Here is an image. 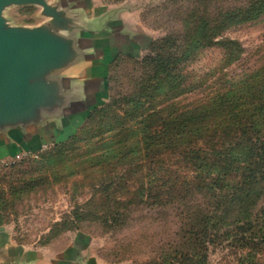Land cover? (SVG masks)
Here are the masks:
<instances>
[{"label": "rangeland", "instance_id": "1", "mask_svg": "<svg viewBox=\"0 0 264 264\" xmlns=\"http://www.w3.org/2000/svg\"><path fill=\"white\" fill-rule=\"evenodd\" d=\"M102 1L116 12L125 42L111 64L107 99L80 121L66 143L37 160L0 169V238L6 236L0 264H10L8 251L15 247L30 249L38 264H59L62 255L74 250L81 264H159L175 245L189 249L183 229L192 209L183 215L141 197V190L146 193L163 174L166 156L160 145L153 178L144 142L130 146L145 135V125L138 123L143 107L136 101L143 103L138 96L150 91L153 58L168 38L188 39L199 32L202 21L252 0ZM9 17L13 23L32 25L41 15L38 6L26 5L14 8ZM207 29L211 32L212 25ZM224 37L239 42L240 59L222 68L220 49L208 45L197 53L187 66L196 89L174 97L176 106L211 92L213 69L233 74L264 63V13L230 26L217 39ZM260 189L264 191V183ZM231 250L212 252L208 245L204 264H236ZM258 264H264V255Z\"/></svg>", "mask_w": 264, "mask_h": 264}, {"label": "trees", "instance_id": "2", "mask_svg": "<svg viewBox=\"0 0 264 264\" xmlns=\"http://www.w3.org/2000/svg\"><path fill=\"white\" fill-rule=\"evenodd\" d=\"M263 13L264 0L225 11L202 21L199 32L188 39L168 38L153 58L150 91L138 96L143 103L136 101L143 107L138 123L145 125V135L130 146L144 142L153 178L160 145L166 157L163 174L151 181L146 193L141 190V197L183 215L192 209L183 229L189 249L175 245L159 264H204L210 244L212 252L231 247L236 264H258L264 255V63L233 74L213 69L211 92L178 106L173 102L196 89L187 66L197 53L210 45L221 50L222 68L238 61L243 53L239 42L217 38L230 26ZM209 38L212 43L207 44ZM69 138L4 168L37 160ZM3 218L0 213V222Z\"/></svg>", "mask_w": 264, "mask_h": 264}, {"label": "crops", "instance_id": "3", "mask_svg": "<svg viewBox=\"0 0 264 264\" xmlns=\"http://www.w3.org/2000/svg\"><path fill=\"white\" fill-rule=\"evenodd\" d=\"M59 5L62 25L50 17L38 25L48 23V29L64 39L66 56L40 78L47 96L37 107L0 118V159L20 151L40 152L67 140L83 117L107 98L112 61L125 45L119 26L112 22L116 12L102 0H60ZM70 263L61 256L59 264Z\"/></svg>", "mask_w": 264, "mask_h": 264}, {"label": "water", "instance_id": "4", "mask_svg": "<svg viewBox=\"0 0 264 264\" xmlns=\"http://www.w3.org/2000/svg\"><path fill=\"white\" fill-rule=\"evenodd\" d=\"M59 3L60 0H0L1 119L26 114L47 96L40 78L65 58L66 42L61 36L48 29V23L42 25L38 23L50 17L52 23L62 25L65 19ZM26 5L38 6L40 21L35 25L11 22L9 16L13 9ZM112 22L113 25L119 26L116 18ZM3 236L2 239L0 238L2 247L6 245L4 239L6 236ZM22 251L23 248L20 247L9 249L8 262L38 264V261L30 257L34 255L30 249ZM75 254L74 250L64 254V257H67V262L81 264L75 258Z\"/></svg>", "mask_w": 264, "mask_h": 264}, {"label": "built area", "instance_id": "5", "mask_svg": "<svg viewBox=\"0 0 264 264\" xmlns=\"http://www.w3.org/2000/svg\"><path fill=\"white\" fill-rule=\"evenodd\" d=\"M38 151H20L10 157H4L0 159V169L8 167L9 165L20 161L24 157H37Z\"/></svg>", "mask_w": 264, "mask_h": 264}]
</instances>
